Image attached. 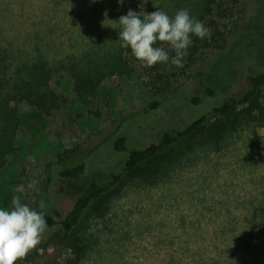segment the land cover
<instances>
[{
  "label": "rangeland",
  "instance_id": "1",
  "mask_svg": "<svg viewBox=\"0 0 264 264\" xmlns=\"http://www.w3.org/2000/svg\"><path fill=\"white\" fill-rule=\"evenodd\" d=\"M79 1L0 0L5 52L19 58L20 52L33 55L39 45L53 69L71 71L68 66L76 63L75 70L105 72L94 95L65 89L46 125L27 103L16 108L13 134H6L7 118L0 115V206L11 207V197L19 195L30 208L43 201L58 220L90 183L124 173L127 152L115 149L117 138L125 137L129 150L158 142L199 117V109L208 112L224 99L241 96L249 88L250 69H264V22L258 19L264 0H240L239 16L220 21L230 35L226 52L202 50L178 67L171 62L170 45L157 41L155 46L169 52L168 62L149 67L136 58L112 73L108 65L116 67L124 49L117 40L118 19L130 8L141 11V0H94L102 8L95 9L93 25L73 43L70 21ZM206 2L148 0L143 10L159 7L173 16L184 8L206 26L215 16ZM106 10L112 20L104 26ZM59 21L64 24L51 31ZM86 53L95 57L89 66ZM14 69L7 75L14 77ZM208 87L216 90L214 96L207 95ZM153 101L160 104L147 110ZM9 105L14 108L16 102ZM76 163H85V173L78 179L64 177L62 170ZM19 185L23 192L15 191ZM117 187L105 214L89 211L76 230L87 244L80 264H264V123L242 127L220 149L196 144L154 184L124 174ZM256 221L260 240L252 239ZM62 237L60 226L49 230L18 264H71L76 255L61 244Z\"/></svg>",
  "mask_w": 264,
  "mask_h": 264
},
{
  "label": "trees",
  "instance_id": "2",
  "mask_svg": "<svg viewBox=\"0 0 264 264\" xmlns=\"http://www.w3.org/2000/svg\"><path fill=\"white\" fill-rule=\"evenodd\" d=\"M206 1V10L215 13V16L206 24V27L211 29V35L204 40L195 36L192 37L193 43L189 46L187 55L183 57L185 63L193 61L202 50L228 51L230 35L222 28L220 21L225 18L239 16L240 0ZM97 7L102 8L97 1H79V5L76 8L78 12L70 21L73 29V34L70 35L71 42L74 43L77 37L83 36L86 30L93 25L92 16H95ZM58 12L57 7H54L53 13L56 14ZM258 19L264 22V3L260 9ZM62 24H64L62 21L55 24L52 23L51 31H54L56 27ZM261 33L264 35L263 32ZM169 51L175 55L174 49L171 48ZM31 52L34 54H30V51L20 52V56L17 58L16 55L8 51L5 52L0 46V115L7 118V125L3 126L6 134L14 133L13 129L17 123L15 121L17 119L15 112L17 111L16 108L21 106L19 104H29L33 111L43 118V122L46 125L48 123L46 117L61 106L65 89L79 96L94 95L98 93L101 84L100 79L105 75L102 70H93L88 67L75 70L78 67L76 63L68 66L71 71H68L65 66L66 71L56 70L51 68V63L45 57L46 54H44L41 46L35 45ZM223 55L225 54H220V56ZM84 57L87 58V66L91 65L93 60L95 61V57L90 53H86ZM127 60L131 63L136 60L130 48H124L120 51V63L116 67L108 65L109 71L111 73L117 71L116 69L120 71L123 67L122 64L124 65ZM14 61L19 62V64L17 65ZM72 61L77 62V60ZM13 67H15V76L10 77L7 72ZM16 69L19 72L24 71L23 74L19 75L18 71L16 73ZM247 79L249 88L241 96H232L224 99L222 103L208 110V112L199 109V117L189 123H185L178 130L166 132L158 142H153L144 148L129 150L126 138H117L114 144L115 149L119 152H127L124 173L113 175V178L106 183H90L77 197L71 210L60 220L45 210V219L48 227L42 236L49 230L60 226L63 229L61 244L72 247L76 255L71 264H80L84 251L87 249V244L85 246L84 240L76 235V230L82 224L89 211L101 215L105 214L106 203L113 193L117 191V185L124 174L138 177L154 184L168 175L177 159L196 144L204 142L220 149L226 140L242 127L251 124H263L264 69L251 68ZM206 93L212 97L216 94V90L208 87ZM11 101L16 102L14 108H10L9 104ZM193 102L198 105L201 102L200 97H194ZM159 104V101H153L147 107V110L155 109ZM178 145L183 147L180 149L181 152L175 153L174 148ZM85 170V163H76L67 166L61 173L66 178L78 179L85 173ZM36 209L39 210L38 207ZM252 223L253 225L251 226L254 230H257L252 239L260 240L261 228L257 221ZM233 225V228H238L236 224L233 223ZM251 249L254 252L259 251L258 248H252V246ZM16 264H18V261ZM51 264L56 263L51 262Z\"/></svg>",
  "mask_w": 264,
  "mask_h": 264
},
{
  "label": "clouds",
  "instance_id": "3",
  "mask_svg": "<svg viewBox=\"0 0 264 264\" xmlns=\"http://www.w3.org/2000/svg\"><path fill=\"white\" fill-rule=\"evenodd\" d=\"M118 3L123 4L124 0ZM147 3L148 0H141V11L130 8L119 17L117 40L121 47L130 48L132 55L149 67L168 62L169 52L162 46H155L157 41L167 42L175 51L171 62L182 66L183 57L193 43L192 37L204 40L211 35V29L187 9H178L173 16L159 7L148 13L143 10ZM104 15L106 18L101 24L105 26V21L112 19L107 18V10ZM23 190V185L15 189L17 192ZM45 210L43 201L37 210L22 203L19 195L11 197V207L0 206V264H16L40 243L48 227Z\"/></svg>",
  "mask_w": 264,
  "mask_h": 264
}]
</instances>
